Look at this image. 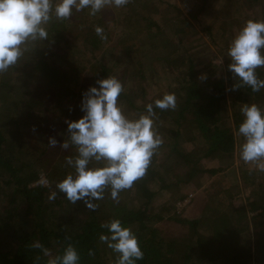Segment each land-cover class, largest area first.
Here are the masks:
<instances>
[{"label":"trees","instance_id":"16d2710c","mask_svg":"<svg viewBox=\"0 0 264 264\" xmlns=\"http://www.w3.org/2000/svg\"><path fill=\"white\" fill-rule=\"evenodd\" d=\"M251 1L255 3L257 0ZM147 2V0L140 2L141 9L147 7ZM156 11L157 9H153L154 13ZM252 14V20L264 21L256 12ZM189 15L191 18L195 17L191 13ZM131 19L140 23L148 20L139 14ZM67 20L53 18L46 26L49 37L43 41L53 42L56 38H62L61 33H66L64 30H67L63 24ZM167 20L173 22L170 18ZM181 21L184 25H190L186 19ZM223 23L226 24L227 21ZM222 27L226 30L224 25ZM173 32L177 34V39L163 52L168 54L165 60L168 70L175 74V79L180 77L178 87H175L176 115L173 117L168 110L154 108L155 123L161 132L163 143L153 155L145 174L134 181L130 188L119 193L118 203L111 199L107 188L104 191V198L94 201L98 205L94 210L87 208L81 200L74 204L70 203L65 199L64 194L58 191L55 199L49 200L51 192H48L47 185L38 182V172L44 160L42 155L50 149L48 139L55 125L41 128L39 134L43 139L41 150L31 144L29 149L18 139V135L16 137L19 131L23 132L28 127L32 129L31 134L36 135L38 128L40 129L39 125H50L37 109L39 104L44 103L42 98L37 97L41 92L34 96L33 90L29 91L28 87H22L21 81H18L19 88L12 91L10 107L7 108L4 116L0 117V264H47L50 257L54 258L62 254L68 244L73 245L79 253L80 264H106L107 261L109 264H115L117 254L114 253V259L110 258L105 251L106 244L99 240L102 232L107 233V229H102L100 225L113 218H119L122 224L130 227L137 236L144 256L136 264H190V260L193 264L194 262L214 264L211 251L216 252L220 264H264V242L255 248L254 253L246 252L240 245L241 238L249 233L243 205L230 201V207L225 208L224 201L225 204L217 203L218 208L215 206L210 208L206 205L199 218L183 219L172 216L173 222L181 224L185 229V234L181 237L165 239L155 228L149 227L146 223L150 202L158 192L150 188L153 183H157L159 190L169 189L181 183L182 185L190 183L197 173L217 171V169L201 167L198 162L199 155H196L193 149H201L203 151L201 156L216 152L232 155L235 143L234 130L238 129L243 119L239 110L241 105L255 103L264 107V88L255 93L246 85L233 90V85L237 81L228 69L230 63L228 58L224 77L216 80L208 77L199 79L194 70L193 59L190 56H186L184 60L183 57L181 58V55H185L189 50L187 45L181 44L183 35L187 33L179 27H175ZM82 39L94 51L102 41L91 31ZM126 39L128 38H123V43ZM37 43L28 48V55L31 58L14 66L16 69L21 67L25 69L31 60L29 70L33 72L32 76L43 78L46 86H53L52 94L63 108L65 97L68 101H74L72 83L76 72L73 67L70 69L72 71H69L63 66L61 49H53L52 46L45 45L41 41ZM70 48L71 46L67 47L68 51ZM149 51L150 49L140 50L143 61L141 60L139 64L136 63L135 58H131L132 56L128 57L133 63L135 62L139 71L142 64L148 62L145 58ZM94 64L93 77L105 78L109 68L100 61H95ZM135 64L130 70L131 73ZM121 72L123 77L125 71ZM256 74L260 79H264V67L257 68ZM16 77L19 79L18 74ZM16 81L14 78L9 79L0 75V88L5 85L11 87L9 83L16 84ZM229 92L233 99L227 104L226 93ZM76 100L77 97L75 102ZM1 101L0 95V105ZM118 104L123 108L127 106L134 109L129 91H122L118 97ZM70 107L65 110L69 112ZM139 110L143 112L145 107ZM80 113L78 105L69 120H74L80 116ZM230 119L231 123H229ZM7 125L11 126L13 131H8ZM64 125L65 123L61 124V127ZM14 136L16 140H12ZM55 139L60 147L64 139L56 137ZM192 142L193 145L196 142L197 146L195 144L196 147L191 149ZM163 148L169 149L168 155L155 160L157 153ZM69 149L70 152L73 150L75 152L72 146ZM70 155L74 156L75 153ZM168 156L171 159H168ZM178 166L182 172L177 170ZM246 173L254 179L253 171L247 170ZM47 175L50 178L52 176L50 173ZM256 185L255 195L261 192L262 184L256 183ZM128 199L138 200V206L129 205ZM248 205L252 211L262 208L254 217L264 215V206L256 205L254 201L248 202ZM260 236L264 239V233L261 232ZM36 241L48 250V256H45L41 249L32 247ZM194 246L197 249L193 252ZM89 250H92L93 255L88 254Z\"/></svg>","mask_w":264,"mask_h":264},{"label":"rangeland","instance_id":"374dc122","mask_svg":"<svg viewBox=\"0 0 264 264\" xmlns=\"http://www.w3.org/2000/svg\"><path fill=\"white\" fill-rule=\"evenodd\" d=\"M147 1V7L144 9H141L140 6L142 0H129V3L122 8L106 7L96 15H89L87 9L74 12L72 17L64 22L63 25L68 31L64 30L66 33H61L64 36L59 37L60 40L59 38H56L53 42L40 40L45 45L52 46L53 49H61L63 66L68 68L69 71H72L70 69L73 67L74 72H76L74 83H72V92L75 94L74 101H68L65 97L66 103L65 101L64 104L62 103L63 108L57 103L56 96L52 94L53 86H46L43 78L36 75L32 76L33 72L29 70L31 60L25 69L22 67L16 69L13 65L7 71L0 73V75H4L9 79L14 78L17 80L16 84L9 83L11 87L5 85L0 88L2 99L0 105L1 118L6 113L7 108L10 107V101L13 98L12 91L19 88L18 81H21L22 87H28L29 91L33 90L34 96L39 92L43 96L37 95V97L44 100V103L39 104L37 109H39L42 118L50 122V125H39L40 129L38 128L36 135L31 134L32 129L30 127L23 130L24 134L19 131L16 137L18 135V139L24 143V146L30 149L31 144L41 150L43 142V139L39 137L42 131L41 128L53 124L55 126L50 136L62 140L67 139L68 132L65 121L69 120L70 115L75 111V107L80 105L82 92L99 79L93 77L92 69L95 61H100L109 68L106 77L115 76L121 81L123 92L129 91V98L134 109L127 106H124V108L121 106V108L125 116L135 118L145 112H141L139 109H143L146 104L152 103L163 94L174 93L176 97L175 87H178L180 77L175 79V74L168 70L169 68L166 67L165 63L168 54L163 52L169 49L177 39V34L173 32L175 27L182 28L187 33L183 35L181 44L187 45L189 50L185 55H181L182 60L186 56L193 59L194 70L197 72L199 79L203 76L216 80L225 76L228 46L243 24L253 18V12H256L258 17L264 20V0H257V3L251 0ZM153 9H157V11L154 13ZM189 13L194 14L195 17L191 18ZM137 14L148 18V20L144 23L134 22L131 18ZM164 14L166 17H164ZM167 18H170L173 22H168ZM150 19L152 22H150ZM182 19H186L190 25H184ZM223 21H227V23L224 24ZM223 25L226 30L222 27ZM97 26L103 28L107 39L102 40L99 47L94 51L90 45L84 43L82 38L89 31L95 33ZM123 38L128 39L123 43ZM36 44H38L37 41L29 43L16 64L20 65L30 59L28 48L30 45ZM68 46H71L69 51ZM143 49H150V51L145 58V61L148 62L142 64L139 71L135 62L133 63L128 57L132 56L131 58H135L136 63L139 64L141 60L143 61L140 52ZM133 64H135L134 71L131 73L130 70ZM123 70L125 75L122 77L120 73ZM16 74H18L19 79H17ZM229 93H226L227 104L233 99L231 92ZM69 106L71 107L67 112L65 109ZM230 110L228 105V111ZM175 111L176 109H168V113L173 117L176 115ZM80 116H77L74 120ZM154 121L156 120L154 119ZM63 123L65 125L61 127ZM229 123H231V119ZM155 125L157 124L155 123ZM156 127L161 135L158 126ZM7 130L13 131V128L7 125ZM234 138V149L230 156L228 153L222 152L201 156L203 154L201 149V151L193 149V152L199 155L198 162L200 166L206 169H217L214 173H197L190 183L185 185L181 183L177 187L169 189L159 190L157 183L150 186L152 190L158 192L152 198L147 210L146 223L149 227L155 228L158 234L165 239L174 236L181 237L185 234V229L181 227V224L174 223L172 216L195 219L200 217L206 205L210 208H213V206L218 208V202L224 203L225 201L226 208L230 207L231 202H234L243 205V207L245 206V219L249 227V233L246 237L241 238L240 245L246 252L254 253L255 248L264 242V239L260 236L261 232L264 233V215L254 217L258 212H261L262 208L252 211L249 209L248 202L254 201L256 205L264 206V172L256 170L254 164H245L239 159V145L243 142V138L236 134V130H234ZM16 139L15 136L12 138V140ZM195 144L193 145L192 142L191 149L197 146ZM186 147L190 148L187 145ZM71 153H75L74 150L70 152V149H62L59 144H56L50 146V149L42 155L44 160L38 172V182L47 185L49 187L48 192L55 190L56 183L73 171L66 164V157L71 156ZM168 153V148L159 150L155 160H160ZM168 159H171V157L168 156ZM177 170L182 172L179 166ZM247 170L253 171L254 179L249 173H246ZM47 173L52 175L51 178L48 177ZM252 181L253 183H251ZM256 183L262 184V186L261 192L255 195L254 192L257 191ZM178 196L179 198L176 199ZM138 202L134 199L129 201V205L138 206ZM105 249L108 256L114 259V253L111 249L107 246ZM196 249L197 247L194 246L193 252ZM210 253L214 258V264H220L218 258H216V252L211 251ZM192 259H194V256ZM106 264H109V262L107 261ZM190 264H193L191 260Z\"/></svg>","mask_w":264,"mask_h":264},{"label":"clouds","instance_id":"9594fccd","mask_svg":"<svg viewBox=\"0 0 264 264\" xmlns=\"http://www.w3.org/2000/svg\"><path fill=\"white\" fill-rule=\"evenodd\" d=\"M128 3L129 0H0V73L17 63L29 43L49 37L46 26L53 18L69 19L74 12L85 9L89 15H96L106 7L122 8ZM95 33L101 40L107 39L102 27L97 26ZM227 57L228 69L237 81L233 90L246 85L255 93L264 88V79L256 74L257 68L264 67V21L247 20L231 40ZM123 90L119 79L107 76L82 92V115L65 121L68 137L60 143L62 149H75L74 156L66 157V164L73 171L56 183L49 200L55 199L58 191L70 203L81 200L94 210L98 206L94 201L104 198L106 188L118 203L119 193L145 174L163 143L155 125L154 108L175 109L176 97L174 93H165L146 104L144 113L128 118L118 104ZM239 110L243 117L236 130L243 138L239 159L264 172V107L243 103ZM48 143L55 146L57 140L49 137ZM100 227L107 229V233L102 232L99 240L117 254L115 264H136L143 259L137 236L119 218ZM32 247L49 255L39 241ZM88 254L93 255L92 250ZM47 264H80V256L68 244L62 254L50 257Z\"/></svg>","mask_w":264,"mask_h":264}]
</instances>
